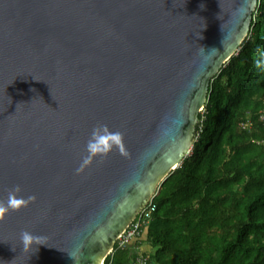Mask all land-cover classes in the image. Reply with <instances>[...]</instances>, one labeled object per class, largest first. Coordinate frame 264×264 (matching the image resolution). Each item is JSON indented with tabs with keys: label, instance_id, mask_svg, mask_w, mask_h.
Listing matches in <instances>:
<instances>
[{
	"label": "water",
	"instance_id": "water-1",
	"mask_svg": "<svg viewBox=\"0 0 264 264\" xmlns=\"http://www.w3.org/2000/svg\"><path fill=\"white\" fill-rule=\"evenodd\" d=\"M259 0H0V264H104L190 155ZM98 122L123 133L77 175ZM43 236L24 250L19 234Z\"/></svg>",
	"mask_w": 264,
	"mask_h": 264
},
{
	"label": "trees",
	"instance_id": "trees-1",
	"mask_svg": "<svg viewBox=\"0 0 264 264\" xmlns=\"http://www.w3.org/2000/svg\"><path fill=\"white\" fill-rule=\"evenodd\" d=\"M264 0L249 36L211 81L190 155L154 198L156 211L105 264H264ZM252 122L251 129L240 124ZM145 237L149 253H142Z\"/></svg>",
	"mask_w": 264,
	"mask_h": 264
},
{
	"label": "clouds",
	"instance_id": "clouds-1",
	"mask_svg": "<svg viewBox=\"0 0 264 264\" xmlns=\"http://www.w3.org/2000/svg\"><path fill=\"white\" fill-rule=\"evenodd\" d=\"M257 69L264 71V58L256 61ZM113 151L121 155H127L123 133L119 130H112L106 123L95 124L88 136L84 146V153L81 155L78 166L74 172L77 175L84 173L93 163H102ZM22 189L19 185L8 190L7 197L0 199V221H3L11 212L20 211L36 200L35 195H21ZM19 239L24 250H29L40 243L44 237L33 235L24 230L19 234Z\"/></svg>",
	"mask_w": 264,
	"mask_h": 264
},
{
	"label": "built area",
	"instance_id": "built-area-1",
	"mask_svg": "<svg viewBox=\"0 0 264 264\" xmlns=\"http://www.w3.org/2000/svg\"><path fill=\"white\" fill-rule=\"evenodd\" d=\"M202 112H204V110ZM260 119L262 121L264 120V112L261 114ZM240 127L245 130L251 129L252 122L250 120H248V122H243L240 124ZM155 196L151 199L149 204L138 214L136 219L117 240L116 244L118 243L120 249H127L129 246L133 245L135 240L141 235L143 227L150 222L152 214L156 211V205L154 204ZM113 251L111 252V254L113 253ZM148 260L149 257L141 255L138 259V264H148Z\"/></svg>",
	"mask_w": 264,
	"mask_h": 264
},
{
	"label": "crops",
	"instance_id": "crops-1",
	"mask_svg": "<svg viewBox=\"0 0 264 264\" xmlns=\"http://www.w3.org/2000/svg\"><path fill=\"white\" fill-rule=\"evenodd\" d=\"M145 239H146L145 237L142 238L143 242L146 241ZM140 249H141L142 253H149L150 252V246L149 245L144 246V243L140 244Z\"/></svg>",
	"mask_w": 264,
	"mask_h": 264
},
{
	"label": "rangeland",
	"instance_id": "rangeland-1",
	"mask_svg": "<svg viewBox=\"0 0 264 264\" xmlns=\"http://www.w3.org/2000/svg\"><path fill=\"white\" fill-rule=\"evenodd\" d=\"M157 196V195H156ZM149 244H148V242H144V246H148Z\"/></svg>",
	"mask_w": 264,
	"mask_h": 264
}]
</instances>
